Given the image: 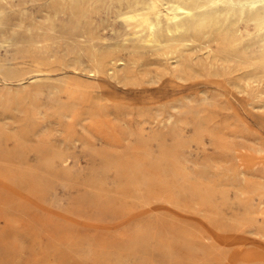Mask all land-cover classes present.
Segmentation results:
<instances>
[{
	"label": "rangeland",
	"instance_id": "1",
	"mask_svg": "<svg viewBox=\"0 0 264 264\" xmlns=\"http://www.w3.org/2000/svg\"><path fill=\"white\" fill-rule=\"evenodd\" d=\"M169 15L0 0V264H264V15Z\"/></svg>",
	"mask_w": 264,
	"mask_h": 264
},
{
	"label": "bare ground",
	"instance_id": "2",
	"mask_svg": "<svg viewBox=\"0 0 264 264\" xmlns=\"http://www.w3.org/2000/svg\"><path fill=\"white\" fill-rule=\"evenodd\" d=\"M166 2L171 15L164 19L160 16L142 19L146 31L143 40L147 43L159 44L163 38L166 41L187 40L191 32L202 31L230 17L261 26L264 15V0H166Z\"/></svg>",
	"mask_w": 264,
	"mask_h": 264
}]
</instances>
